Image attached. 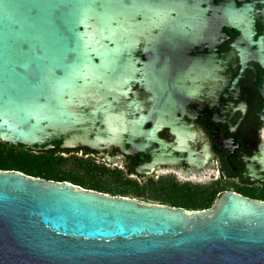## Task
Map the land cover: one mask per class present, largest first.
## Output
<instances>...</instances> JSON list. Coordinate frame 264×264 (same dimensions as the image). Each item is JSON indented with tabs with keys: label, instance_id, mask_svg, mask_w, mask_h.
<instances>
[{
	"label": "water",
	"instance_id": "1",
	"mask_svg": "<svg viewBox=\"0 0 264 264\" xmlns=\"http://www.w3.org/2000/svg\"><path fill=\"white\" fill-rule=\"evenodd\" d=\"M0 141L139 182L204 181L215 158L264 186V0H0ZM0 264H264V201L186 210L0 170Z\"/></svg>",
	"mask_w": 264,
	"mask_h": 264
},
{
	"label": "trees",
	"instance_id": "2",
	"mask_svg": "<svg viewBox=\"0 0 264 264\" xmlns=\"http://www.w3.org/2000/svg\"><path fill=\"white\" fill-rule=\"evenodd\" d=\"M43 153L20 148L0 141V170H15L28 176L39 177L54 181H67L79 185L85 189H93L102 193H110L115 196L127 197L131 195L136 198H149L174 207H181L186 210L210 209L219 192L223 187L214 182L209 185L194 186L189 183H178L171 177H160L154 179L148 177L139 183L138 180L126 178L123 171L117 168L112 169L116 177L124 179L126 184L123 188H110L100 184H88L82 178L61 172L58 164L64 161L61 153ZM78 162L84 161L78 158ZM109 171V168L101 165L97 167L93 162H82ZM81 163V164H82Z\"/></svg>",
	"mask_w": 264,
	"mask_h": 264
},
{
	"label": "rangeland",
	"instance_id": "3",
	"mask_svg": "<svg viewBox=\"0 0 264 264\" xmlns=\"http://www.w3.org/2000/svg\"><path fill=\"white\" fill-rule=\"evenodd\" d=\"M61 155L64 158V161L58 164V168L61 170V172H65L67 174L80 177L88 184H100L102 186H106L110 188L125 187L126 184L124 183L125 182L124 179L121 177H116L112 173V169L114 168L122 170L126 178L135 179V180H138L139 182V179L135 176V174H129V175L127 174V170L125 169L124 166L116 165V164L106 165L102 156H95L92 154H83L81 152H71V151L61 153ZM78 158H83L84 161L82 162H89V163L93 162L97 167L103 165L106 168H109L110 170L103 171L100 168L92 167V165L88 163L81 162L82 163L81 164L80 162L77 161ZM152 177L154 179H158L160 177H171V178H174L178 183H189L194 186L209 185V184L214 183L213 181H210L209 179H206L200 182L186 180L172 173H160ZM144 179L141 178L139 183H142ZM219 184L223 187V182H219ZM108 195H111V194L108 193ZM115 196H118V195H115ZM126 198L135 199L137 201H141V202H145L149 204H159L158 201L149 199V198H136V197H132L131 195H128Z\"/></svg>",
	"mask_w": 264,
	"mask_h": 264
},
{
	"label": "flooded vegetation",
	"instance_id": "4",
	"mask_svg": "<svg viewBox=\"0 0 264 264\" xmlns=\"http://www.w3.org/2000/svg\"><path fill=\"white\" fill-rule=\"evenodd\" d=\"M71 152H81L83 154H91L82 152L80 149ZM93 155V154H92ZM126 170H128L127 166H124ZM212 167L214 169L213 176H208V179L213 182H223V191H233L235 193L241 194L242 196L257 199L264 201V186L258 183H243L238 180L237 177L232 175H225L222 170L218 159H212ZM170 173V172H166ZM157 174H148L143 176L142 178L152 177Z\"/></svg>",
	"mask_w": 264,
	"mask_h": 264
},
{
	"label": "bare ground",
	"instance_id": "5",
	"mask_svg": "<svg viewBox=\"0 0 264 264\" xmlns=\"http://www.w3.org/2000/svg\"><path fill=\"white\" fill-rule=\"evenodd\" d=\"M200 182V181H199Z\"/></svg>",
	"mask_w": 264,
	"mask_h": 264
}]
</instances>
